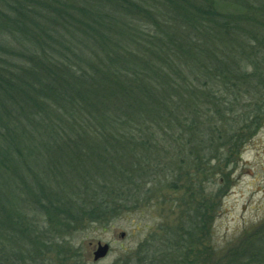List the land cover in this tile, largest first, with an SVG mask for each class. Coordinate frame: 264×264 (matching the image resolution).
I'll use <instances>...</instances> for the list:
<instances>
[{"label": "trees", "instance_id": "obj_1", "mask_svg": "<svg viewBox=\"0 0 264 264\" xmlns=\"http://www.w3.org/2000/svg\"><path fill=\"white\" fill-rule=\"evenodd\" d=\"M260 32L264 0H0V264H40L165 190L177 225L141 264H264V237L211 262L240 135L205 136V116L231 109L221 95L253 78L246 119L264 116Z\"/></svg>", "mask_w": 264, "mask_h": 264}, {"label": "rangeland", "instance_id": "obj_2", "mask_svg": "<svg viewBox=\"0 0 264 264\" xmlns=\"http://www.w3.org/2000/svg\"><path fill=\"white\" fill-rule=\"evenodd\" d=\"M245 41V45L249 47L244 48L252 51L250 47L253 44ZM260 52L264 55V48ZM236 55L238 60L239 51ZM253 85H256V78H253L252 84L246 83L233 92L229 91L231 94L221 95L226 102H232L231 109H226L229 113L225 117L212 114L205 116V136L209 144L213 135L217 146L223 144L219 139L221 134L229 132V135H233L235 132L240 135L236 140V144L240 145V153L235 156V164L230 168V186L223 192L224 197L218 203L211 224L212 236L207 239L217 252L211 262L226 254L234 258L237 253L264 237V116L257 115V122L251 124L246 119L256 109L254 103L259 98ZM259 94L262 96V93ZM209 151L208 147L203 154L206 156ZM219 171L217 170L216 176L210 181L208 192H215L223 185ZM201 177H206L203 171ZM165 193V198L161 196L153 201L123 207L120 215L108 223L86 224L84 229L66 236L64 240L60 239L59 242H65L60 249L51 246V252L41 256L40 264H141L140 260L148 255L146 249L141 250V245L148 243L153 236L158 240L165 239L168 231H171L170 228L177 225L174 220L178 211L173 212L176 201L171 191L165 190ZM154 195L159 194L155 192ZM35 217L37 219V215ZM122 234H125L123 238ZM195 239L201 243L204 236L199 234ZM99 243L108 244L110 251L106 258L96 262L94 252ZM194 248L196 246L193 250ZM61 258L62 262L59 263ZM162 259V254L156 253L155 264H160Z\"/></svg>", "mask_w": 264, "mask_h": 264}, {"label": "water", "instance_id": "obj_3", "mask_svg": "<svg viewBox=\"0 0 264 264\" xmlns=\"http://www.w3.org/2000/svg\"><path fill=\"white\" fill-rule=\"evenodd\" d=\"M125 234H122L121 237L123 238ZM110 251V246L108 244L102 245L99 243L96 251L94 252V261H99L101 259H104L108 256Z\"/></svg>", "mask_w": 264, "mask_h": 264}]
</instances>
